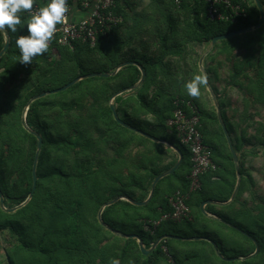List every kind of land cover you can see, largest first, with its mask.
Returning <instances> with one entry per match:
<instances>
[{
  "label": "trees",
  "instance_id": "obj_1",
  "mask_svg": "<svg viewBox=\"0 0 264 264\" xmlns=\"http://www.w3.org/2000/svg\"><path fill=\"white\" fill-rule=\"evenodd\" d=\"M33 2L41 3V0ZM232 2L246 12V17L239 18L237 23L209 20L207 5L201 0H180L179 4L176 0H151L158 13L157 18L153 15L135 16L132 14L134 11L129 12L132 8L128 0H117L115 10L122 15L123 23L106 37H100L95 47L82 42L75 43L73 49L48 47L45 53L33 57L29 64L30 72L19 80L27 67L24 69L19 62L20 53L15 40L27 34L26 24L31 17L26 13L27 10H22L19 13L21 24L17 25V32L12 33L5 28L10 36V46L0 59V189L5 205L12 208L23 204L33 189L32 169L37 139L24 128L22 122L23 111L29 100L53 90L59 83L67 84L77 77L92 73H111L125 62H137L143 66L146 79L135 90L115 99L117 113L127 125L180 149L184 157L181 165L186 161L188 169L183 176H177V170L160 181L152 199L145 206H135L120 200L106 207L102 214L103 221L118 232L139 236L147 249L161 236L188 237L168 229L169 226L178 229L183 223L195 229L192 236H208L213 240L225 258H246L254 253L255 245L246 234L259 243L260 251L252 263V260H246L236 261V264H264L260 261L264 252L263 237L217 212L214 205L207 206L208 213L229 224L227 226L222 223L225 227L244 233L242 241H236L229 255L221 247L218 237L204 230L205 223L212 219L203 215L194 218V222L162 221L154 226L164 214L170 212L168 198L178 190L184 193L189 190V149L180 143L175 130L167 125L175 109L174 101L178 98L190 100L198 106L201 131L205 143L212 148L213 160L217 165L215 172L201 178L202 189L191 194L188 205L192 213L195 206L199 207L209 199L225 203L234 190L236 171L223 128L217 112L209 110L200 98L201 89H205V85L200 87L198 97L189 96L184 88V84L195 75H202L199 68L200 55L191 59L195 46L209 45L216 36L259 23L260 12L255 1ZM261 3L264 8V1ZM4 45L5 35L0 32V51ZM54 47L61 57L59 60L52 58ZM219 57L233 64V68L229 69L232 77L228 82L230 87L248 92L250 98H257L253 100L264 102V73L259 72L264 68V24L255 31L219 41L215 45L208 58L213 63H205V69L217 95L218 89L212 79H220L219 69L224 63H216ZM45 64L52 69L43 71L41 66ZM253 70L256 72L255 77L251 76ZM46 72L52 75L51 79L46 78ZM241 74L244 79H241ZM34 75L36 78L32 80ZM140 79L141 71L130 65L122 68L114 77L100 79L97 84L84 88V81H80L62 95H48L29 106L27 123L42 136L43 145L38 155L37 184L31 201L15 213H6L0 207V257L4 251L2 240L6 245H14L13 249L5 248L7 254L3 256L7 257L6 264H87L98 260L111 264L112 259H118L120 264H128L130 261L132 264H156L159 257L166 258L161 246L168 245L169 240L162 241L150 255L145 256L136 239L113 235L97 218L100 208L117 197L145 201L154 179L171 170L177 162L175 151L121 126L114 119L108 105L109 99L114 93L137 84ZM8 83L10 85L7 87ZM29 83L33 84L32 87L24 92ZM11 96H17L16 103L9 101ZM218 96L222 120L229 134L233 135L235 126L230 122L224 107L227 103L223 101L222 94ZM50 98H53V102H50ZM59 99L60 102L57 101ZM245 101L247 103L248 99L245 98ZM235 148L238 152L243 150L238 144ZM108 149L112 150L111 159L114 161L103 166ZM249 149L257 152L264 149V144ZM128 151L133 156L137 153L141 156L144 164L140 169L143 174L134 170L131 177L127 178L128 174L123 175L122 167H115L113 170L117 171L113 173L111 166L115 159H124ZM96 156L101 157L100 161L94 163L98 167L91 168ZM118 162L120 165V160ZM240 173L243 176L242 167ZM215 175L219 176L217 183H224L225 190L221 193L226 195L223 197H220L221 193L212 195ZM165 182H169L171 187L160 197ZM43 191L49 192L46 199H41ZM238 195L227 209L232 210L237 206L236 202L240 203ZM252 211H255L254 206ZM198 228L201 231H196ZM10 237H16L19 244L15 246L14 242L11 243ZM201 243L206 245V241ZM173 259L175 264H179L176 255Z\"/></svg>",
  "mask_w": 264,
  "mask_h": 264
},
{
  "label": "rangeland",
  "instance_id": "obj_2",
  "mask_svg": "<svg viewBox=\"0 0 264 264\" xmlns=\"http://www.w3.org/2000/svg\"><path fill=\"white\" fill-rule=\"evenodd\" d=\"M128 1L130 2L131 8H132L129 12H133L134 11L132 13L133 15H135V16H137V15L138 16L139 15H145L147 17L153 15V16H155V18L158 17L157 10L153 7V4L151 3V0H128ZM165 1L168 2V0H165ZM250 1L253 2L254 0H249V2ZM261 1H264V0H260V2ZM147 25L151 26V23H148ZM128 26H129V24H128ZM209 47H210L209 45L195 46V48H194L195 52H191V59L194 58V57L197 58L198 55H200V58H199V61H200V59L203 57V62L202 63H203L204 69H205V63H213L208 58H209V55L214 51L215 47L211 51L209 50L210 49ZM53 54L54 55H53L52 58H54V60H59L61 58L60 55L55 54L54 52H53ZM214 54H215V52L213 53V55ZM216 63H224V66L219 69L220 70L219 71L220 79H217V80L212 79V81H213L214 86L218 89V93L222 94L224 96V98H222V99H223V101L225 103H227L226 106H224V107H226V111H227V114H228L230 122L232 124H234V126H235V128H234L235 129V133L233 135H230V136H231V139H232V142H233V145H234V149H235V151H236V153L238 155V159H239V156L241 158V160L239 159V167H242V170H243V176L242 175L240 176V185H239V189L237 191L236 197L239 194L238 198H239L240 203H245V205H243V204H240V203L236 202L237 206L233 207L232 210H231V208L227 209L228 206L220 205V206H218V208H219L218 210H220L221 213L227 215L231 219L237 221L238 223H241V224L245 225L251 231H254L257 234V236L261 235L263 237V241H264V149H259L257 152H254V151L252 152V150L249 149V148H252V147H255V146H259L260 147V146H262L264 144V102H262L260 99H259V102H258V100H253V99H257V98L255 96L250 98L249 95L247 94L248 92H245L243 90L240 92L237 89H232L233 87H230L228 82L232 78L231 75H230V70L229 69L233 68V64L225 62L224 61V57L217 58ZM65 66H66V68H68V65H65ZM22 67H24V69H25V67H27V70L24 71V74L21 76V78L19 80H21L23 77H25L26 74L29 73L30 70H31V68H29L30 67L29 64L28 65H24L23 64ZM62 67H64V65H62ZM49 68L52 69V67L48 66L47 64L41 66V69L43 71H46ZM53 70L55 71L57 69H53ZM1 72H2V70H0V73ZM205 72H206V69H205ZM259 72L260 73H264V68H262V70L259 71ZM201 73L204 74V72H202V71H201ZM205 74H206V76L208 78L207 72ZM255 74H256V72H255V70H253L251 76L255 77L254 76ZM45 76H46V78H50V79L52 78L51 77L52 75L47 74V72L45 73ZM240 76H241V79H244V75L243 74H241ZM35 78L36 77L34 75L32 80H35ZM100 79H105V78L94 77V78H89V79L83 80L84 83H83L82 86L85 88V87H88L90 85L97 84V83L100 82ZM208 82H209V80H208ZM69 83H67V84L64 83V84H61V85H59L60 84L59 83L56 87H54L53 90L60 89V88H62L64 86L68 85ZM31 84L32 83L26 84V89L23 90V91L25 92L30 87H32L33 84L32 85ZM9 85L10 84L8 83L7 87ZM209 85H210V87L213 90V86L210 84V82H209ZM49 91H51V90H49ZM213 92L215 93L214 90H213ZM64 93H66V91L57 93V95H62ZM127 93H129V92H127ZM218 95L215 93L216 99H217L218 104H219V100L218 99H219L220 96H218ZM34 97L35 96H33L31 99H33ZM111 98L108 101V105L109 106H110V103H111ZM200 98L202 99L203 103L205 105H207V108L209 110H213L214 109L216 111V108H215V105H214V101H213V99L211 97V94H210V91L208 90L206 85H205V89H201ZM245 98L248 99L247 103L245 101ZM8 99H9V101H11L13 103L17 102V96H11ZM31 99L29 100V102L31 101ZM52 99L53 98L49 99L50 102H53ZM82 99L84 101H86V99H84V98H82ZM57 101L60 102L61 99H59ZM113 103L115 105V100L113 101ZM56 104H58V103H56ZM219 106H220V104H219ZM28 110H29V107H28V104H27L26 107L24 108V111H23L22 122L25 120V123H26L27 127L30 128V126L28 125L27 120H26ZM75 112L76 111H74V114L76 115L77 113H75ZM220 112H221V108H220ZM50 113H52V111H50ZM55 115H57V114H55ZM149 121L152 122L151 118H149ZM236 139H239V140H236ZM161 141H163V140H161ZM157 143H160V142H157ZM161 144H164V143H161ZM236 144H238L239 146H242L243 150L238 152L236 150V148H235ZM227 145H228V143H227ZM228 150L230 152V155L232 156L231 151L229 149V146H228ZM164 151H166V150H164ZM128 153L129 154H125L124 155V157H125L124 159L123 158L115 159V162H113V165L111 166L113 173L117 171V170H113L115 167L116 168H121L122 167L123 175H124V173L128 174V175H126L127 178L131 177V175H132L134 170L136 172L137 171H141V173L143 174V171L140 169V167H142L144 163L141 160V156L139 155V153L135 154V156H133V154H131V152H129V151H128ZM91 155L94 157L93 154H91ZM106 155L107 156H105V160H103L104 161L103 166H104V164H108L109 162L114 161L113 159H111V158H113L112 157L113 152H112L111 149H108V154H106ZM100 159H101L100 156H96L95 159L93 158V163H92L91 168H97L98 165H94V163H96L97 161H100ZM232 159H233V156H232ZM118 160H120V162H121L120 165H119ZM176 164H177V162H176ZM240 164L241 165L243 164V165L241 166ZM234 166H235V164H234ZM187 169H188V165L186 164V161H185V163L179 167L176 175L177 176H183L186 173ZM235 171H236V169H235ZM107 176L108 175H105V177H107ZM215 176H216L215 177L216 179L219 178L218 175H215ZM155 179H154V181H155ZM251 179H252V181H251ZM235 180H236L235 181V184H236L237 181H238L237 173H236V179ZM13 181H15L14 178H13ZM158 184H160V183H158ZM175 184L176 183H174L173 185H175ZM165 185L167 186V188L171 187V186H169V182L168 183L165 182ZM212 190H213L212 191V193H213L212 195H215V196L219 195L221 193V191L225 190L224 183H220L219 182V183L213 184ZM48 195H49L48 191H43L41 193V199H46L48 197ZM223 195H226V194L223 192V193H221L220 197H223ZM148 197H149V195H148ZM190 197H191V195H190ZM230 197H232V196H230ZM31 199L28 197V199L23 204L18 205L16 207H12V208L16 209L14 212H6L4 210L3 211L6 212V213H15L19 209H21L24 206H26L29 203V201H31ZM112 200H114V199H112ZM112 200H110V201H112ZM110 201H108L107 203H109ZM106 204H104L100 208V210ZM201 205L202 204H200L199 207L195 206L194 209H193V213H192V209L190 208L191 220L187 221V222H194V218L201 217V215L206 217L205 213L201 209ZM253 206L255 207V211H252L253 210ZM5 207L7 209H12L10 207H7L6 205H5ZM100 210H99V212H100ZM99 212H98V214H99ZM239 216H240L241 219L238 218ZM97 218H98V215H97ZM222 223L226 224V222L224 220H222V219H218V220L215 219V220H212L211 222H206L203 228H204V230L207 233H209V235L215 234L218 237V241H219L221 247L223 246V248L225 249V253L229 255V254L232 253L231 252V248H234L236 246V241H242L241 237H243L242 234H244V233L241 232L242 234H240L238 232H235V231L225 227L224 225H222ZM226 225L229 226V224H226ZM197 227H199V226H197ZM172 228H174V227L173 226H169L168 229L176 230L181 235L188 236V237H185L187 240H189V239H191V240L195 239L196 240L197 238H203V240L206 241V247H207L208 252L211 253V255L214 253V256L213 255L212 256L219 262V264H226V263L222 262L223 259H224L223 261H226L228 263H233V264H236V261L243 262V261H246V260H252V261H250V263H252L253 262V258L255 256H257L259 254V251H260L259 250L258 253L252 258H249V256H247L246 258L243 257L242 259H240V258L239 259H234V258L225 259L224 257L223 258L221 257V253L218 251L219 249H218L217 244H216V246H217V251L218 252L216 251V248L214 247V244H213L215 242L213 240H211L208 236H199L197 238L193 237L192 234H194L193 230H195V229L188 228L183 223L180 225V227L178 229H175V228L172 229ZM105 229H107V228H105ZM200 229L198 228V229H196V231H201ZM109 232H111V231H109ZM111 233L113 235L117 236V237H120L119 235H117V234H115L113 232H111ZM244 235L246 237H248L253 242V244L255 245V251H254V253H255L256 250H257V246L254 243L255 240L253 241V239H251L248 235H246V234H244ZM189 236H191V237H189ZM120 238H122V237H120ZM9 239H10L11 243L14 242L15 246L19 244V242L17 241L16 237H10ZM167 240H165L164 242H166ZM176 242L177 241L169 240L168 245L165 244V245L161 246L162 247V251H164V247H166L167 252L169 253V255L171 257L174 258V255H176V257L179 259V264H185L184 263L185 259H184L183 255L186 254L187 256H189L190 252L186 251V252L183 253L181 251H179V252L176 251L174 248H172V246L175 245ZM178 243L181 244L182 242H178ZM262 243H264V242H262ZM188 244H186V245L188 246ZM203 244H205V243H203ZM257 244H258L259 249H260L259 243H257ZM190 245H192V243H190ZM211 246L214 247L213 250H212ZM2 247H4L3 248L4 251L2 253V257H0V261H2L1 264H6L7 257L3 256L4 254L5 255L7 254V252L5 251V248L7 247L6 250L7 249L8 250L9 249H13L14 245L13 246L6 245V243H4V241L2 240ZM165 256H166L167 259L164 258V257L163 258L159 257L160 259L157 258V260L158 259L159 260L156 262V264H167V260H168V264H171L169 258L167 257V255H165ZM260 261L264 262V252H263V254L260 257ZM88 263L89 262H87V264ZM89 264H109V263L108 262L101 263V261L98 260L97 262L95 261V262L89 263Z\"/></svg>",
  "mask_w": 264,
  "mask_h": 264
},
{
  "label": "built area",
  "instance_id": "obj_3",
  "mask_svg": "<svg viewBox=\"0 0 264 264\" xmlns=\"http://www.w3.org/2000/svg\"><path fill=\"white\" fill-rule=\"evenodd\" d=\"M117 0H66L67 12L65 20L57 24L49 47H70L82 42L92 48L96 46L100 37H106L114 28L123 23L122 15L115 10ZM180 0H176L179 4ZM207 5V18L211 21H229L237 23L239 18H245V9L234 5L232 0H201ZM49 0L41 3L33 2L31 9L26 13L35 14L41 7L47 5ZM42 4V6H41ZM80 14V16H79ZM53 52L58 54L57 48ZM174 111L167 125L174 129L180 143L189 149L191 172L188 176L189 190L184 193L176 191L168 198L170 212L164 214L162 219L154 223L157 226L162 221L181 223L191 220V211L188 205L190 195L202 189L201 178L217 170L213 160L212 148L205 143L201 131V119L198 106L192 101L176 99ZM164 251L171 264H175L166 247Z\"/></svg>",
  "mask_w": 264,
  "mask_h": 264
},
{
  "label": "water",
  "instance_id": "obj_4",
  "mask_svg": "<svg viewBox=\"0 0 264 264\" xmlns=\"http://www.w3.org/2000/svg\"><path fill=\"white\" fill-rule=\"evenodd\" d=\"M254 1H255L256 5H257V7H258V9H259V12H260V21H259V23L256 24V25H254V26L248 27V28H243V29H240V30H237V31L231 32V33H227V34H224V35H220V36H216V37H214V38L212 39V41L210 42V44H209V46H210V47H209V48H210L209 50H210V51L215 47L216 43L219 42V41L226 40V39L232 38V37H234V36L242 35V34H245V33H248V32H252V31H255V30L259 29L260 27H262V25L264 24V9H263V6H262L260 0H254ZM4 35H5V45H4L3 49L0 51V59L4 56V54L7 52V50L9 49V46H10V36H9V34L7 33L6 29H5V31H4ZM210 51H209V52H210ZM202 62H203V57H202V58L200 59V61H199V68H200V70H201L202 72H204V74H205L206 72H205V69H204V66H203V63H202ZM130 65H134V66H137V67L139 68V70L141 71V74H142V75H141V79H140V81H139L137 84H135V85H133V86L127 88V89H122V90H120V91H118V92H116V93L113 94V96H112V98H111L110 108H111V111H112V113H113L114 119H115L116 122L119 123L121 126L127 128V129H129V130H131V131L137 132V133L143 135L144 137H146V138H148V139H151V140H153V141H155V142H160V143H166V144H169V143H167V142H165V141H161V140H158V139H156V138H153V137H151L150 135H148V134H146V133H144V132H142V131H140V130L134 128V127H131V126L127 125L126 123H124V122L120 119V117H119V115H118V113H117L116 107H115V105H114V103H113V101H114L117 97H119V96H121V95H123V94H125V93H127V92L133 91V90H135L136 88H138V87L144 82V80L146 79V72H145V70L143 69V66L140 65V64H138L137 62H131V61L125 62V63L119 65V66H118L113 72H111V73H92V74H87V75H83V76L77 77L76 79H74L73 81H71L68 85H66V86H64V87H62V88H60V89L51 90V91L44 92V93H41V94H39V95H36L33 99H31L30 102H28V107H29L30 104H32L34 101H37V100L42 99V98H45V97L48 96V95H54V94H57V93H60V92L66 91V90H68L69 88H71L72 86H74L75 84L79 83L80 81H83V80H86V79H89V78H94V77H102V78H110V77H114V76H115V75H116V74H117L122 68H124V67H126V66H130ZM206 86H207L208 90L210 91L211 97H212V99H213V101H214V105H215V108H216V111H217V116H218L219 122H220V124H221V126H222V128H223V132H224L225 138H226V140H227V143H228L229 149H230L231 154H232V156H233V161H234L235 169H236V173H237V176H238V181H237V184H236L235 191H234V193H233V196H232L231 200L228 202V203H230L231 201L234 200V198H235V196H236V194H237V191H238V189H239V185H240V176H241V174H240V167H239V159H238V155H237V153H236V151H235V149H234V145H233V142H232L231 136H230V134H229V132H228V130H227L226 125L224 124V122H223V120H222L221 112H220V106H219L218 101H217V99H216L215 93L213 92L212 88H211L210 85H209L208 78H207V84H206ZM23 125H24V128H25L29 133H31L32 135H34V136L36 137V139H37V151H36V157H35V161H34V163H33V169H32V176H33V189H32V192H31L30 195H29V198L31 199V198L34 196V193H35V190H36V184H37V172H36V169H37V163H38V155H39V153H40V151H41V148H42V145H43V138H42V136H41L38 132H36V131L32 130L31 128L27 127V125H26V123H25V120L23 121ZM169 145H170V146H171V147L177 152V154L179 155V160H178L177 164L174 166L173 169H171L170 171H168V172H166V173H164V174L159 175V176L156 177L155 181L153 182V184H152V186H151V192H150V194H149V197H148L145 201L137 202V201H135V200H133V199H131V198H128V197H117V198H115L114 200H112V201H110L109 203H107V204H106V205L100 210V212H99V214H98V220H99V222H100L105 228H107L109 231H111V232H113V233H115V234H117V235H119L120 237L125 238V239H136V240L138 241L139 248H140L142 254L145 255V256L149 255L152 251H154V250L157 248V246L159 245V243H160L161 241H165V240H167V239H183V238H180V237H178V236H173V235H165V236H161V237H160V238H159V239H158V240H157V241H156V242H155V243H154L149 249H147V248L145 247V245H144L143 240H142L139 236H137V235H135V234H131V235L123 234V233H121V232H118V231L114 230V229L111 228L109 225H107V224L103 221V219H102V214H103V211H104V209H105L106 207H109V206H111V205L117 203V202L120 201V200L128 201L129 203H131V204H133V205H135V206H145V205H146V204L152 199L157 184H158L163 178H165V177H167V176L173 174L174 172H176V171L179 169V167L181 166V164H182V162H183V160H184V157H183V154H182L181 150L178 149L176 146H174V145H172V144H169ZM228 203H218V202H215L214 200H206V201H204V202L202 203V205H201V209H202V211L205 213V215H208V213H207V211H206V209H205V207H206L207 205H209V204H228ZM0 207H1L2 210L6 211V212H14V211L16 210L15 208L7 209V208L5 207V198H4V195H3L2 191H1V189H0ZM197 239H201V240H203V238H197ZM186 240H187V239H186ZM253 241H254V240H253ZM254 243H255L256 246H257V250H256V252H255L254 254H252L251 256H249V258L254 257V256L258 253V251H259V246H258L257 242L254 241ZM213 244H214V247L217 248L216 244H215V243H213ZM221 257H222V256H221ZM234 259H235V258H234Z\"/></svg>",
  "mask_w": 264,
  "mask_h": 264
},
{
  "label": "clouds",
  "instance_id": "obj_5",
  "mask_svg": "<svg viewBox=\"0 0 264 264\" xmlns=\"http://www.w3.org/2000/svg\"><path fill=\"white\" fill-rule=\"evenodd\" d=\"M32 6L33 0H0V32H4L6 28L7 31L16 33L17 25L21 24L19 13L31 9ZM67 10L66 0H49L46 6L30 17L26 24L27 34L18 36L15 40L21 64H31L33 57L48 50L55 27L65 20ZM206 84V74L195 75L184 84V88L189 96L198 97L200 87ZM111 264H120V261L112 259Z\"/></svg>",
  "mask_w": 264,
  "mask_h": 264
},
{
  "label": "crops",
  "instance_id": "obj_6",
  "mask_svg": "<svg viewBox=\"0 0 264 264\" xmlns=\"http://www.w3.org/2000/svg\"><path fill=\"white\" fill-rule=\"evenodd\" d=\"M80 16V14H79ZM139 64V63H138ZM141 65V64H140ZM134 66V65H133ZM137 67V66H136ZM138 68V67H137ZM139 69V68H138ZM142 75V74H141ZM140 81V80H139ZM138 81V82H139ZM145 81V80H144ZM151 140V139H150ZM153 141V140H152ZM155 142V141H154ZM168 143V142H167ZM170 144V143H169ZM169 144H166L164 143L163 145L169 147L170 149H172L173 151H175ZM176 152V151H175ZM177 153V152H176ZM178 155V154H177ZM179 160V155H178V158H177V162ZM190 160V158H189ZM190 162V161H189ZM174 168V167H173ZM172 168V169H173ZM170 171V170H169ZM168 172V171H166ZM164 172V173H166ZM164 173H161L159 175H162ZM158 175V176H159ZM187 178V177H186ZM214 180V184L217 183V181H219V179H216L215 178L213 179ZM237 184V183H236ZM236 184H235V187H234V190L232 192V195L230 196H233V193L235 191V188H236ZM152 186V185H151ZM151 192V191H150ZM168 192V188L166 185H163L162 186V189H161V192H160V197H163L166 193ZM232 197H230L225 203H228L230 200H231ZM236 199V196L234 198V200ZM210 200V199H209ZM233 200V201H234ZM215 201V200H214ZM233 201H231L230 203L228 204H209V205H214L215 206V210L217 212H220V210H218V206L220 205H224V206H228L230 205L231 203H233ZM217 202V201H215ZM203 203V202H202ZM201 203V204H202ZM218 203H221V202H218ZM208 206V205H207ZM207 206L205 207V209L207 208ZM208 213V212H207ZM207 218H210L212 220H215V219H220L218 218L217 216L211 214V213H208V215H206ZM173 236H178V235H173ZM180 238H183L184 236H178ZM193 237H199V236H193ZM168 240H172V241H177L175 245L172 246V248H174L176 251H181V252H186V251H189L190 252V255L187 256L186 254H184V259H185V264H219L218 261L214 260L213 256L211 255V253L208 252L207 250V247L205 244L201 243V241H204V240H201V239H189V240H186V238L184 237L183 239H168ZM178 242H182L181 244H179ZM184 243V244H183ZM189 243V244H188ZM190 243H192V245H190ZM188 244V246L186 245ZM216 244V243H215ZM214 248V247H213ZM216 251H217V248H216ZM218 252V251H217ZM222 256V255H221ZM223 258V257H222ZM225 258V257H224ZM225 259H230V258H225ZM236 259V258H235ZM242 259V258H240ZM224 260V259H223Z\"/></svg>",
  "mask_w": 264,
  "mask_h": 264
}]
</instances>
